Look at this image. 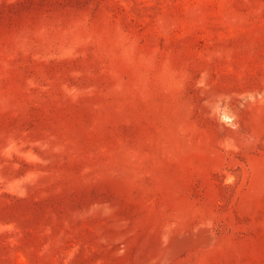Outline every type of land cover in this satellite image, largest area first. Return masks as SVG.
I'll return each mask as SVG.
<instances>
[{
	"label": "rangeland",
	"instance_id": "obj_1",
	"mask_svg": "<svg viewBox=\"0 0 264 264\" xmlns=\"http://www.w3.org/2000/svg\"><path fill=\"white\" fill-rule=\"evenodd\" d=\"M0 264H264V0H0Z\"/></svg>",
	"mask_w": 264,
	"mask_h": 264
}]
</instances>
